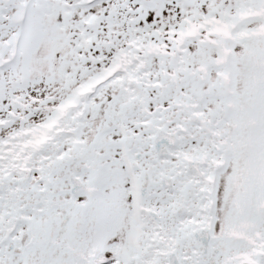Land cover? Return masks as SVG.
<instances>
[{
  "label": "snow or ice",
  "instance_id": "1",
  "mask_svg": "<svg viewBox=\"0 0 264 264\" xmlns=\"http://www.w3.org/2000/svg\"><path fill=\"white\" fill-rule=\"evenodd\" d=\"M0 264H264V0H0Z\"/></svg>",
  "mask_w": 264,
  "mask_h": 264
}]
</instances>
